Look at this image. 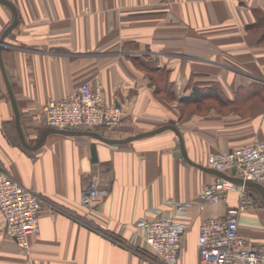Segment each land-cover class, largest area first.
Masks as SVG:
<instances>
[{
  "label": "crops",
  "instance_id": "1",
  "mask_svg": "<svg viewBox=\"0 0 264 264\" xmlns=\"http://www.w3.org/2000/svg\"><path fill=\"white\" fill-rule=\"evenodd\" d=\"M10 1L19 22L3 59L30 146L50 129L43 106L86 84L124 109L104 132L112 139L174 125L189 158L206 167L215 152L264 142V27L256 26L264 0ZM12 20L0 4V37ZM195 90L202 100L183 103ZM2 169L44 206L28 251L7 236L0 213V264H162L144 254L136 222L168 200L193 203L179 260L200 264L202 223L239 203L234 191L216 204L199 200L220 178L188 164L172 130L121 145L52 134L25 148L0 69ZM90 181L104 194L95 211L81 204ZM262 202L240 217V233L256 245H264Z\"/></svg>",
  "mask_w": 264,
  "mask_h": 264
},
{
  "label": "built area",
  "instance_id": "2",
  "mask_svg": "<svg viewBox=\"0 0 264 264\" xmlns=\"http://www.w3.org/2000/svg\"><path fill=\"white\" fill-rule=\"evenodd\" d=\"M45 124L58 130L108 131L124 119V109L109 105L99 91L89 84L71 97L50 100L42 108ZM209 168L264 185V142L232 152H215L208 158ZM239 196L224 217L202 223L197 239L200 264H264V245H256L240 233V217L252 206V196L245 186L219 180L205 185L199 200L216 204L227 200L229 192ZM104 194L95 181H90L82 194L81 204L95 211L102 206ZM167 210L152 208L136 225L142 231L146 248L143 252L162 264H180V252L187 233L188 210L193 203L168 200ZM44 206L42 194L16 181L5 169L0 170V213L7 236L28 251L31 240L40 233V214ZM145 254V253H144Z\"/></svg>",
  "mask_w": 264,
  "mask_h": 264
},
{
  "label": "water",
  "instance_id": "3",
  "mask_svg": "<svg viewBox=\"0 0 264 264\" xmlns=\"http://www.w3.org/2000/svg\"><path fill=\"white\" fill-rule=\"evenodd\" d=\"M0 4L9 8L13 14L12 23L10 24V26H8L6 28V30H4V32L2 33V35L0 37V69L2 72V76H3L4 82H5L6 88H7V92H8L10 101H11L13 109H14L16 130H17L19 139L25 148L30 149V150H33V149L35 150V149L40 148L44 144V142L46 141L48 136H50L52 134H58V135L69 136V137H71V136H81V137L85 136V137L94 138L96 140H99V141L107 143V144L121 145V144L129 143V142H132V141H135L138 139L150 137V136L156 135V134L161 133V132L166 131V130H172L173 132L176 133V135L179 139V144H180V148H181L183 158L185 159V161L188 164H190V165H192L198 169H201L207 173L215 175L216 177L220 178L221 180L230 181L236 185L245 186L247 188L255 189L261 194L262 198L264 199V185L263 184H260L257 182L245 181L242 178L236 176V171H234L232 173V175H229V174H226L224 172H220V171H217L215 169H212V168H209V167H206V166H203V165H200V164L193 162L188 156V152L186 150L185 140H184L182 133L174 125H166V126H163L161 128H158L154 131L147 132V133H141V134H138L136 136H132V137H129V138H126L123 140L112 139V138H109V137L105 136L104 134H102L98 131H92V130H58V129L50 128L42 134V136H41V138H40V140L36 146H30L26 140V136H25L24 130L22 128L20 110H19L17 101L15 99L13 88H12V85L10 83V80H9V77H8V74L6 71V67L4 64V59H3V49L5 46V40L11 34V32L16 28V26L18 25L19 12H18L16 6L10 0H0Z\"/></svg>",
  "mask_w": 264,
  "mask_h": 264
},
{
  "label": "trees",
  "instance_id": "4",
  "mask_svg": "<svg viewBox=\"0 0 264 264\" xmlns=\"http://www.w3.org/2000/svg\"><path fill=\"white\" fill-rule=\"evenodd\" d=\"M259 15H258V21H257L256 26H263L264 27V17H260ZM256 26H254V27H256ZM197 92H199V91L195 90L194 93L192 94V96L190 98H186V99L182 100V102L183 103H193V102L199 103L202 100V97L203 96L200 93H197ZM210 93H211V91H210ZM98 132L103 133L100 130H98ZM253 191H255V190H253ZM255 192L261 197V195L259 194V192H257V191H255ZM262 201H263V198H262Z\"/></svg>",
  "mask_w": 264,
  "mask_h": 264
},
{
  "label": "rangeland",
  "instance_id": "5",
  "mask_svg": "<svg viewBox=\"0 0 264 264\" xmlns=\"http://www.w3.org/2000/svg\"><path fill=\"white\" fill-rule=\"evenodd\" d=\"M255 192V191H254ZM256 193V192H255ZM263 202H262V198L256 193L255 195H254V197H252V206H251V208L252 207H254L256 204H262ZM264 205V204H263ZM146 255H148V256H150V257H153V256H151L149 253H147V252H144ZM153 258H155V257H153Z\"/></svg>",
  "mask_w": 264,
  "mask_h": 264
}]
</instances>
